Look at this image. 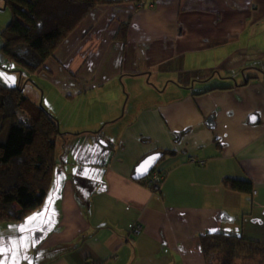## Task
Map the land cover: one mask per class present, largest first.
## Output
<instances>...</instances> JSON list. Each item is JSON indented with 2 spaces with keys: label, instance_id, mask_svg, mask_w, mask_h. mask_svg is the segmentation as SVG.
<instances>
[{
  "label": "crops",
  "instance_id": "1",
  "mask_svg": "<svg viewBox=\"0 0 264 264\" xmlns=\"http://www.w3.org/2000/svg\"><path fill=\"white\" fill-rule=\"evenodd\" d=\"M108 1L32 75L71 103L59 138L84 140L42 207L0 223V264H219L201 235L264 243V0ZM159 150L176 154L154 192L132 174Z\"/></svg>",
  "mask_w": 264,
  "mask_h": 264
},
{
  "label": "trees",
  "instance_id": "2",
  "mask_svg": "<svg viewBox=\"0 0 264 264\" xmlns=\"http://www.w3.org/2000/svg\"><path fill=\"white\" fill-rule=\"evenodd\" d=\"M11 19L1 32L0 50L29 75L48 70L46 61L97 6L108 0H5ZM128 22L116 39L124 40ZM21 85L0 82V223L18 222L44 205L59 170L58 120L31 101ZM231 87V86H229ZM214 89V88H212ZM181 137L177 133L176 140ZM163 157L174 150H159ZM160 160V161H161ZM147 184V179L137 180ZM228 189L252 192L246 180L224 179ZM209 261L219 264H264V243L243 236L207 232L200 236ZM87 264H90L87 262Z\"/></svg>",
  "mask_w": 264,
  "mask_h": 264
},
{
  "label": "rangeland",
  "instance_id": "3",
  "mask_svg": "<svg viewBox=\"0 0 264 264\" xmlns=\"http://www.w3.org/2000/svg\"><path fill=\"white\" fill-rule=\"evenodd\" d=\"M1 3L2 0H0V8L2 9L4 5L2 6ZM10 19H11V12L8 8L6 9V11L3 12L0 10V46L2 44L1 32L3 28L7 25V23L10 21ZM15 69H18V66L10 62L0 50V82L5 85H14L16 82L18 84L19 75L18 72L14 71ZM21 76H22L21 88L26 93V95L29 96L31 101L35 102L38 106L44 107L50 113L56 115L55 118L59 121V123H61L62 127L67 129V131L69 130L73 132V131H78L80 129L78 127V123H76L75 128H71V125H74L76 122V120H74L75 117H73L76 115H72L71 111H69L72 110L70 108L71 103L65 104V102H63V100L60 99L61 97L58 96L55 90L50 89L46 84H44V82L41 79L37 78L36 76L32 77V75H29L27 73L21 74ZM93 113L94 112H92V114ZM70 119L73 121L72 124L69 127L67 126L65 127L64 126L65 123ZM84 123L86 124V122L83 120V124ZM108 130L109 129L107 128L104 130L105 135L108 133ZM66 136L67 137L65 138L57 139V155L59 159L66 157L71 147H75L77 146V144H82L84 140L83 138H78L77 136L72 137L69 134H67ZM101 136H98L99 139H97V141L98 140L101 141V138L105 137V136L102 137ZM87 139L89 140L91 138H87Z\"/></svg>",
  "mask_w": 264,
  "mask_h": 264
},
{
  "label": "water",
  "instance_id": "4",
  "mask_svg": "<svg viewBox=\"0 0 264 264\" xmlns=\"http://www.w3.org/2000/svg\"><path fill=\"white\" fill-rule=\"evenodd\" d=\"M254 119V118H253ZM209 122L212 119L208 120ZM163 157V152L154 151L149 154H146L141 160L136 164L132 177L135 180H141L146 178L152 169L157 166L161 158Z\"/></svg>",
  "mask_w": 264,
  "mask_h": 264
},
{
  "label": "built area",
  "instance_id": "5",
  "mask_svg": "<svg viewBox=\"0 0 264 264\" xmlns=\"http://www.w3.org/2000/svg\"><path fill=\"white\" fill-rule=\"evenodd\" d=\"M127 1H139L142 4V0H127ZM165 173L161 171L158 167H154L150 174L146 177L147 185L154 191L158 192L161 188V183L165 178ZM141 230V224L138 223L133 229L135 235L139 234Z\"/></svg>",
  "mask_w": 264,
  "mask_h": 264
}]
</instances>
